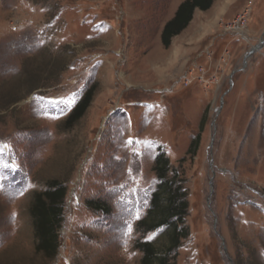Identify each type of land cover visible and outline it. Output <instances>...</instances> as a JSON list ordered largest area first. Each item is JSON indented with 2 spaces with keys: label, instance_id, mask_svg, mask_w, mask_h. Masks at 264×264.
<instances>
[{
  "label": "rangeland",
  "instance_id": "rangeland-1",
  "mask_svg": "<svg viewBox=\"0 0 264 264\" xmlns=\"http://www.w3.org/2000/svg\"><path fill=\"white\" fill-rule=\"evenodd\" d=\"M183 1L0 0V264H139L137 242L164 252L168 229H137L159 151L189 206L175 264H264V0H236L213 26L195 17L165 49ZM51 181L66 197L49 260L30 208Z\"/></svg>",
  "mask_w": 264,
  "mask_h": 264
},
{
  "label": "trees",
  "instance_id": "trees-1",
  "mask_svg": "<svg viewBox=\"0 0 264 264\" xmlns=\"http://www.w3.org/2000/svg\"><path fill=\"white\" fill-rule=\"evenodd\" d=\"M215 0H185L179 4L174 16L163 27L160 41L167 49L173 38L180 35L193 20L196 10L208 11ZM94 88L87 90L64 120L66 130L71 129L86 113L93 98ZM202 123V122H201ZM200 136L197 135L188 148L187 154H196ZM153 173L158 182L149 201L146 216L137 223V229L144 233L166 228L170 231L169 245L164 252L158 251L149 242H137L135 248L141 253L139 264H175L176 251L180 242L189 235L185 226L188 215L187 195L178 182L174 169L163 152H158L154 159ZM66 189L57 181H51L43 192L35 195L30 208L36 237L35 252L51 260L58 244V230L62 224V206ZM88 209L99 213H108L98 201H86Z\"/></svg>",
  "mask_w": 264,
  "mask_h": 264
},
{
  "label": "crops",
  "instance_id": "crops-1",
  "mask_svg": "<svg viewBox=\"0 0 264 264\" xmlns=\"http://www.w3.org/2000/svg\"><path fill=\"white\" fill-rule=\"evenodd\" d=\"M235 1L236 0H215L212 7L208 11L201 12V11L196 10L193 15V20L191 21L189 26L193 23L195 17L200 20L198 25L201 24L202 22H206V21L208 22L209 20L210 21L208 23L211 26L215 25L220 20L230 16L229 7ZM213 9H214V12L211 13V10Z\"/></svg>",
  "mask_w": 264,
  "mask_h": 264
},
{
  "label": "built area",
  "instance_id": "built-area-1",
  "mask_svg": "<svg viewBox=\"0 0 264 264\" xmlns=\"http://www.w3.org/2000/svg\"><path fill=\"white\" fill-rule=\"evenodd\" d=\"M251 2L248 1L243 9V11L241 12V14L239 16H237V18L235 19V21L232 23L231 28L232 29H238V28H242L246 18L249 16L250 14V7H251Z\"/></svg>",
  "mask_w": 264,
  "mask_h": 264
}]
</instances>
